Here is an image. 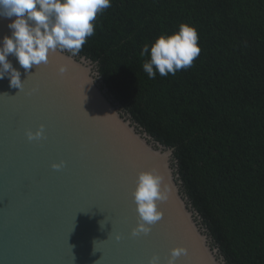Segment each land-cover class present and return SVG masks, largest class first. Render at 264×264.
Masks as SVG:
<instances>
[{"label":"water","instance_id":"obj_1","mask_svg":"<svg viewBox=\"0 0 264 264\" xmlns=\"http://www.w3.org/2000/svg\"><path fill=\"white\" fill-rule=\"evenodd\" d=\"M10 22L0 18V39ZM8 59L24 87L0 80V264H166L174 247L187 249L176 264H226L181 191L173 150L121 109L96 64L64 51L26 73ZM58 64L69 65L64 76ZM40 125L44 138L29 141ZM141 171L162 177L168 199L150 233L133 236Z\"/></svg>","mask_w":264,"mask_h":264},{"label":"trees","instance_id":"obj_2","mask_svg":"<svg viewBox=\"0 0 264 264\" xmlns=\"http://www.w3.org/2000/svg\"><path fill=\"white\" fill-rule=\"evenodd\" d=\"M79 52L156 143L226 264H264V0H112ZM195 26L201 52L149 79L140 56ZM155 71V68H154Z\"/></svg>","mask_w":264,"mask_h":264},{"label":"clouds","instance_id":"obj_3","mask_svg":"<svg viewBox=\"0 0 264 264\" xmlns=\"http://www.w3.org/2000/svg\"><path fill=\"white\" fill-rule=\"evenodd\" d=\"M111 4L112 0H0V18L11 20L7 25L11 34L0 39V80L7 77L9 86L19 91L24 87L21 72L13 67L9 55L15 56L27 73L33 66L49 64L58 52L79 54L87 38L95 34L94 21L98 14H103ZM178 27V32L161 35L151 46L148 43L142 46L140 56H150L142 65L149 79H155L157 72L162 77L174 76L192 67L199 57L201 48L195 26L181 23ZM68 71V64H58L59 75L64 76ZM26 136L29 141L44 138V125L34 132L27 130ZM64 165L65 161L61 160L51 167L59 170ZM132 197L139 219L131 234L147 235L151 226L163 217L157 202L168 199L162 177L155 171L139 172ZM115 239L119 240L120 236ZM184 254H187L186 248H172L166 264H176V259ZM148 264H161V260L153 255Z\"/></svg>","mask_w":264,"mask_h":264}]
</instances>
